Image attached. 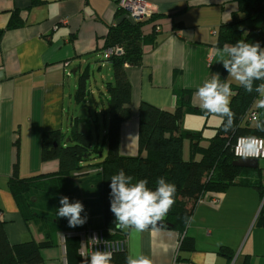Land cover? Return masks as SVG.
I'll return each mask as SVG.
<instances>
[{
    "label": "crops",
    "instance_id": "1",
    "mask_svg": "<svg viewBox=\"0 0 264 264\" xmlns=\"http://www.w3.org/2000/svg\"><path fill=\"white\" fill-rule=\"evenodd\" d=\"M145 1L153 7L154 19L143 26V32L148 36L154 28L157 32L154 43L143 45L141 65L126 67L131 118L120 128L122 156L137 154L142 102L172 111L182 97L188 104L183 107L181 129L200 132L205 139L201 145L216 135L222 123L218 115L205 114L196 92L211 74L220 75L223 70L215 52L221 48L216 46L217 34L236 11L234 2ZM117 9V0H0V29L6 27L14 10L22 19V26L5 30L0 40V220L12 245L46 240L29 226L30 213L8 188L14 171L22 178L54 177L58 171L56 160L41 161L44 132L59 131L66 144L72 143L69 138L74 129L88 134L91 147L104 157L109 121L106 83L113 78L103 53ZM231 84L239 85L236 81ZM261 100L264 96L260 94L251 107L257 117ZM250 124L256 126V119ZM259 162V177L246 168L238 178L242 183L208 193L219 202L196 204L180 229H129L126 257L148 256L153 264H264V227L258 219L264 196L255 186L264 188V167ZM96 171L85 169L89 175ZM45 183L56 184L55 180ZM63 195L56 191L52 198L43 193L59 207ZM90 225L92 222H85L80 228ZM45 231L49 245L41 250V264L80 263L78 253L65 246L64 237L71 231Z\"/></svg>",
    "mask_w": 264,
    "mask_h": 264
},
{
    "label": "trees",
    "instance_id": "2",
    "mask_svg": "<svg viewBox=\"0 0 264 264\" xmlns=\"http://www.w3.org/2000/svg\"><path fill=\"white\" fill-rule=\"evenodd\" d=\"M236 11L231 14L228 22L222 23L217 34V47L225 44H235L239 40L246 42H259L264 46V0H232ZM154 19L153 14L149 19L132 21L123 9H117L116 22L109 27L105 37V48H120L121 52L110 58L108 62L112 67V82L106 83L108 93L107 108L109 114L108 126L105 134L107 141L106 152L100 157V152L91 147V138L88 134L78 133L75 129L71 132L69 141L59 131L44 132L40 144V158L42 162L56 160L58 171L54 177L35 175L19 177L14 174L8 180V188L12 195L19 199L25 206V200L34 190H38L42 182L45 184L42 192L55 198V192L63 193L69 201H80L89 205L91 188L96 187V204L102 211L103 224L93 226L105 231L116 230L115 217L110 211V178L124 169L126 175L133 177V182L146 179L148 187L156 188L157 179L163 177L167 182L176 186L175 203L167 213L164 228L180 229L192 213L199 197L210 192H223L233 183H242L238 180L246 168L234 165L236 158L232 148L238 137L250 136L264 140V130L251 126L245 120V114L251 109L253 102L260 96L255 90L251 93L245 91L240 85H232L231 109L235 113L233 130L225 133L221 126L214 137L207 144L201 145L205 140L200 132H186L181 129L180 122L183 107L187 102L180 99L178 106L170 111L159 109L142 102L138 109V137L136 156H122L119 152V137L121 125L131 118V86L126 75V67H138L142 62V48L144 44L154 43L156 28L151 35L143 32V26ZM22 26L19 11L14 10L4 29H0V40L5 30ZM178 28V25H174ZM223 68L220 78L226 75ZM264 81H255V86ZM256 111V110H255ZM259 119H264V108H259ZM258 113V112H257ZM188 142L190 159L183 158V145ZM65 144V145H63ZM101 158L95 163L97 171L94 174H78L90 158ZM200 156L199 158H196ZM261 168L258 166L249 170L259 177ZM85 177L83 180L75 178ZM45 180L60 181L56 188L47 187ZM86 182V183H84ZM264 196V188L255 185ZM79 190V195L76 191ZM88 198L87 200L84 198ZM80 198H83L80 200ZM86 200V201H83ZM95 203V202H94ZM264 204L258 219L264 227ZM50 215V216H49ZM36 217H43L49 221H65L53 215L38 212ZM169 224L170 226H166ZM69 227L68 231H78L86 227ZM67 231V232H68ZM47 231L45 232L47 240ZM115 235H118L116 233ZM68 236V235H66ZM35 242L33 240L18 244H10L0 220V264H41L43 262L41 250L49 242ZM65 246L78 253V241L75 238L64 237ZM182 243V242H181ZM180 243V245H181ZM79 258V256H78ZM80 259V258H79ZM111 264H126L125 252L112 257Z\"/></svg>",
    "mask_w": 264,
    "mask_h": 264
},
{
    "label": "clouds",
    "instance_id": "3",
    "mask_svg": "<svg viewBox=\"0 0 264 264\" xmlns=\"http://www.w3.org/2000/svg\"><path fill=\"white\" fill-rule=\"evenodd\" d=\"M220 57V63L228 73L221 79L219 73H213L198 87L196 95L201 101V108L205 114L218 115L223 123V130L228 133L233 130L235 113L231 109L232 88L231 82L236 81L245 91H256L264 96V83L253 87L255 81H264V48L259 42H246L239 40L235 44H225L222 48L215 49ZM258 107L264 108V100ZM256 127L264 130V122L259 117ZM244 143L243 150L255 154L264 147V140L256 137H241ZM110 211L114 214L118 229H133L143 232L148 229L157 230V225L165 218L175 203L176 186L166 181L165 178L157 179L156 188L148 187L146 179L133 182V177L126 175L124 169L110 178ZM60 207L56 210L58 217L66 218L70 227L83 225L87 216H82L85 211L80 201L70 202L66 196L59 199ZM92 241L99 242L97 237ZM112 252L95 250L91 254L90 264H111ZM126 264H153V261L144 255H129Z\"/></svg>",
    "mask_w": 264,
    "mask_h": 264
},
{
    "label": "built area",
    "instance_id": "4",
    "mask_svg": "<svg viewBox=\"0 0 264 264\" xmlns=\"http://www.w3.org/2000/svg\"><path fill=\"white\" fill-rule=\"evenodd\" d=\"M117 6L119 9H123L127 14V17L132 21L149 19L153 14V7L145 0H117ZM157 31V30H156ZM120 48H105L104 58L108 59L111 56L120 53ZM64 67L68 66V62L63 63ZM66 76H70V72H67ZM258 113L255 110H248L245 114V120L252 122L254 117H257ZM250 137V136H241ZM238 137L232 148L233 155L236 159L249 158L261 160L264 159V147L257 145L259 149L255 154H251L243 150L244 143L241 142ZM258 138V137H256ZM259 140H263L258 138ZM208 193L199 197L196 204L211 203L217 204L219 199L216 196H210ZM129 229H116L105 231L102 228H96L93 226H87L86 228L78 231L71 232L68 236L75 238L78 241V256L80 258L79 264H90L91 254L95 250L100 251H110L112 252V257L118 253L125 252L126 250V236ZM118 233V235H115ZM97 237L99 242L92 241L93 237Z\"/></svg>",
    "mask_w": 264,
    "mask_h": 264
},
{
    "label": "rangeland",
    "instance_id": "5",
    "mask_svg": "<svg viewBox=\"0 0 264 264\" xmlns=\"http://www.w3.org/2000/svg\"><path fill=\"white\" fill-rule=\"evenodd\" d=\"M186 143L187 144H185L184 149H183V158L185 160H189L190 155L188 152V142ZM101 158H98V156L95 158H90V160H88L85 163L84 168L86 170H93L94 166L92 165L96 163L94 161L100 162L102 160ZM259 164L260 166L264 167V160H260ZM85 169L83 170V173H82V170L79 172L80 175L87 173L85 172ZM84 178L85 177H78L77 180H83ZM55 182L58 185L60 181L55 180ZM39 183H41L40 188L38 190H34L30 195L32 197L25 200V207L27 208L28 212L31 215V222L29 226L34 228L36 232H38L39 234L43 235L44 238H45V232H46L45 229L47 228L53 230L54 232L60 233V234H62L63 232H67L70 226L65 221H53V220L49 221L47 219H44L43 217L34 216V214L38 212H43L46 214L54 215L56 213V210L59 208V206H56L54 203H52V200L50 198H46L43 196V192L41 190L42 188H44L45 184L42 182H39ZM56 184H47V187L56 188L57 186ZM90 190H91V194L89 196V200L92 203L89 205H86L81 202L84 205V209H85V211L81 213V215L87 216L86 223L92 222V224L95 226H101L103 224V216H102L101 209L96 204L97 189L96 187H92ZM49 234L51 233L49 232Z\"/></svg>",
    "mask_w": 264,
    "mask_h": 264
},
{
    "label": "water",
    "instance_id": "6",
    "mask_svg": "<svg viewBox=\"0 0 264 264\" xmlns=\"http://www.w3.org/2000/svg\"><path fill=\"white\" fill-rule=\"evenodd\" d=\"M234 165L240 168H248V169H255L258 167V161L256 159H249V158H240L234 161ZM164 222L161 221L159 225H157V229H162L164 227ZM166 226H170L166 224Z\"/></svg>",
    "mask_w": 264,
    "mask_h": 264
},
{
    "label": "bare ground",
    "instance_id": "7",
    "mask_svg": "<svg viewBox=\"0 0 264 264\" xmlns=\"http://www.w3.org/2000/svg\"><path fill=\"white\" fill-rule=\"evenodd\" d=\"M104 59V58H103Z\"/></svg>",
    "mask_w": 264,
    "mask_h": 264
}]
</instances>
